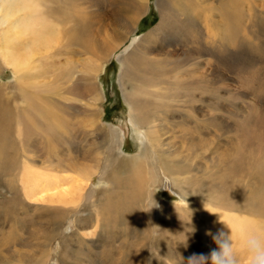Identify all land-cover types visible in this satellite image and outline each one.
Returning <instances> with one entry per match:
<instances>
[{
	"label": "rangeland",
	"instance_id": "obj_1",
	"mask_svg": "<svg viewBox=\"0 0 264 264\" xmlns=\"http://www.w3.org/2000/svg\"><path fill=\"white\" fill-rule=\"evenodd\" d=\"M0 10V264H211L208 212L264 227V0Z\"/></svg>",
	"mask_w": 264,
	"mask_h": 264
},
{
	"label": "clouds",
	"instance_id": "obj_2",
	"mask_svg": "<svg viewBox=\"0 0 264 264\" xmlns=\"http://www.w3.org/2000/svg\"><path fill=\"white\" fill-rule=\"evenodd\" d=\"M131 135L133 141L137 144H143L149 142V133L141 128H132ZM97 190L107 189L109 185L103 180L99 181L94 185ZM156 206V205H154ZM153 206V207H154ZM232 233V226L228 222L222 220ZM73 221H69L68 225L64 228L65 234H70L73 228ZM236 231L242 242V249L246 253L248 264H264V227H255L251 229L236 228ZM211 235V233H209ZM214 241L218 245V250H214L211 253L210 260L211 264H240V261L233 248L232 236H225L223 232L213 237ZM205 264V258L200 257L199 259L193 257L189 260L188 264Z\"/></svg>",
	"mask_w": 264,
	"mask_h": 264
},
{
	"label": "bare ground",
	"instance_id": "obj_3",
	"mask_svg": "<svg viewBox=\"0 0 264 264\" xmlns=\"http://www.w3.org/2000/svg\"><path fill=\"white\" fill-rule=\"evenodd\" d=\"M140 1H145V0H139V2ZM159 2H161V3H163V0H158ZM166 1V0H165ZM170 2V1H169ZM174 5H176V4H174ZM172 6H173V4H172ZM172 9V8H171ZM173 10V9H172ZM0 12H1V10H0ZM137 13H138V10L135 12V14H134V17L137 15ZM11 14H12V11H9L8 13H7V17H6V19L9 21V18L8 17H10L11 16ZM139 16V15H138ZM134 24H135V26L137 25V22H135L134 21ZM16 22L14 23V26L16 27ZM133 25V24H132ZM11 28V27H10ZM14 31H16V29L14 30ZM19 32V31H18ZM18 32H17V34H18ZM14 33H16V32H14ZM125 33V32H124ZM20 35H21V33H19ZM27 44V43H26ZM46 46V45H45ZM44 46V47H45ZM43 47V48H44ZM37 50V47L35 46V48H34V55H31V56H35L36 55V53H35V51ZM48 50V49H47ZM46 50V51H47ZM2 54H3V52H2ZM1 54V55H2ZM2 57H3V59H4V56L2 55ZM29 57V56H28ZM31 58H33V57H31ZM129 60V59H128ZM8 66H10L9 64H7ZM127 73V70H125V74ZM124 74V73H123ZM110 130V135H111V141H112V144H113V146L118 150V148H119V145H120V142H119V140L121 141V136L119 135V133H117V131L115 130V128H112V127H110L109 128ZM119 154H120V156L121 155H123V153H121V152H119ZM158 156H160V155H158ZM138 157V156H137ZM141 157V156H140ZM142 160H143V162L144 163H146L147 162V160L145 159V157L144 158H141ZM109 161L111 162V164L109 163V167H111V165H113L112 167H111V170L108 172L109 173V176L111 177V176H113L116 172H117V168H118V166L120 165V166H124V167H128L129 165H133L135 168H136V170H137V172H138V174H141L140 173V167H138V161H139V158H129L128 160H126V159H124V158H121V159H119V158H116V159H114V161H111V158L109 159ZM150 168L152 169V171H151V173L149 172L148 174H147V181H146V183H148L147 185H146V183L144 182V185H146V186H148V185H150V186H154L155 184H149V179L151 178V176L153 175V168H152V166L150 165ZM161 169V168H160ZM156 171V168H155V165H154V172ZM163 173L166 175V176H172V177H174L175 176V173L172 171V169L169 167V162L167 161V164L163 167ZM162 173V174H163ZM182 177H184V178H182V180H181V182L180 183H186L188 180H187V178H185V171L183 170V171H179L178 172ZM132 174H133V172H132ZM146 175V174H145ZM137 176V175H136ZM135 177V176H134ZM139 177H140V175H139ZM134 180V179H133ZM60 196H61V194H60ZM139 199H141L142 198V196L140 195L139 197H138ZM152 198H150V200H151ZM66 202V201H65ZM64 202V203H65ZM188 204V200L186 199V201H183L182 202V204L181 205H187ZM64 205H67L66 203L64 204ZM209 214V216H208V219L211 221V225H212V227L213 228H210V231H212V232H216V235H214V236H217L219 233H221V232H223L224 234H225V236H232V241H235V240H237L238 241V243H239V245L241 244L242 245V242H241V240H240V237H239V235H238V233H237V231H236V228H244V229H251V228H255V224L253 223V222H251L248 218H246V217H242V216H238V217H232V216H228L227 217V219L225 220V218H224V216H220V218L222 219V220H225L226 222H228L229 223V225L230 226H232V233H231V229L225 224V223H222L221 221H220V218H218V219H216L215 217H213L214 215L213 214H211V211L210 212H208ZM241 249H242V247H240ZM243 250V249H242ZM237 257H238V259H239V261L240 262H243L245 259H247L246 258V253L244 252V251H242V253H240L239 255H237ZM247 261V260H246Z\"/></svg>",
	"mask_w": 264,
	"mask_h": 264
}]
</instances>
